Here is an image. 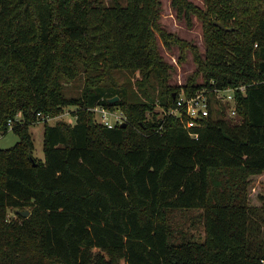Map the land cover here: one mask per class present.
<instances>
[{
	"label": "trees",
	"instance_id": "obj_1",
	"mask_svg": "<svg viewBox=\"0 0 264 264\" xmlns=\"http://www.w3.org/2000/svg\"><path fill=\"white\" fill-rule=\"evenodd\" d=\"M203 2L172 7L201 20L204 54L163 27L161 0H0V132L19 135L0 145V264H263L264 186L253 205L250 183L264 174V0ZM159 40L181 62L192 52L184 85L170 84ZM80 77L67 95L63 80ZM240 84L241 120L211 112L198 137L165 111L180 90ZM69 105L74 123L47 121ZM97 106L126 122H99ZM40 120L44 159L30 130ZM191 209L202 240L175 225Z\"/></svg>",
	"mask_w": 264,
	"mask_h": 264
},
{
	"label": "rangeland",
	"instance_id": "obj_2",
	"mask_svg": "<svg viewBox=\"0 0 264 264\" xmlns=\"http://www.w3.org/2000/svg\"><path fill=\"white\" fill-rule=\"evenodd\" d=\"M106 2H111V0H105ZM125 2L126 0H121ZM195 3L203 6V0H192ZM161 22L163 27L167 30L178 34L180 37L192 41L194 44L198 45L201 53L205 52V43L203 40V30L202 22L197 17L193 16V25L189 26L186 20H180L176 11L172 7V0H161ZM160 50L165 60L172 64V77L170 79L171 85H184L188 77L197 69V64L194 61L193 54L190 50H187L185 59L181 62L179 57L181 56V50L179 46L175 45L171 49L166 48L161 40ZM130 73H119L117 78L120 82H126L127 77H131ZM135 76V77H134ZM139 73L133 75V80L137 78ZM203 79L199 77V81ZM83 77L78 78L73 81L63 80L64 91L67 95L73 96L78 95L83 87ZM181 91V90H180ZM158 99V98H157ZM156 99V100H157ZM156 110L162 111L163 107L160 104H156ZM76 107L74 105H69L65 107V110L62 114L57 117L48 118L47 121L51 124H54L58 120H67L71 123L76 121V117L73 115V110ZM116 112H120V109H114ZM97 120L99 119V114L96 113ZM112 117V116H111ZM45 122L40 120L31 125L30 130L33 134L35 140V151L34 154L41 159H44L43 151V131H44ZM19 141V135L12 129H9L7 132H0V145L3 148H9L14 146ZM256 186V187H254ZM264 186V175L254 176L251 179L250 183V203L253 205H260L262 202L259 199V193L262 191ZM256 188V190H253ZM201 209H191L186 213H180L178 211L175 214L176 226L183 228L188 234H191L195 239L202 240L205 237L206 230L202 217L199 213ZM10 215H13V210H10ZM196 216V217H195ZM194 218L196 219L195 223H192Z\"/></svg>",
	"mask_w": 264,
	"mask_h": 264
},
{
	"label": "built area",
	"instance_id": "obj_3",
	"mask_svg": "<svg viewBox=\"0 0 264 264\" xmlns=\"http://www.w3.org/2000/svg\"><path fill=\"white\" fill-rule=\"evenodd\" d=\"M240 92H246L245 84L225 88L202 87L196 89L192 94H187L184 90H181L177 96L176 106L165 111L182 117L186 116L185 126L189 128L193 137H198V133L192 131V129L200 126L202 121L211 112H217L220 109L223 111L226 119L233 122H239L241 120L238 111V93ZM156 104H159L158 99L156 100ZM94 110L99 114L98 121L109 127L126 122V115L122 111L116 112L103 106H97ZM48 118L51 117L48 116L46 119ZM9 125L12 128L11 120L9 121ZM253 190H256V188H253ZM262 262L264 264V259H262Z\"/></svg>",
	"mask_w": 264,
	"mask_h": 264
},
{
	"label": "water",
	"instance_id": "obj_4",
	"mask_svg": "<svg viewBox=\"0 0 264 264\" xmlns=\"http://www.w3.org/2000/svg\"><path fill=\"white\" fill-rule=\"evenodd\" d=\"M218 24L220 25V26H223L221 23H219L218 22ZM119 97L118 96H116V97H114V98H112V101H114V100H117ZM24 216H28L29 214H30V210H24V211H22L21 212Z\"/></svg>",
	"mask_w": 264,
	"mask_h": 264
},
{
	"label": "crops",
	"instance_id": "obj_5",
	"mask_svg": "<svg viewBox=\"0 0 264 264\" xmlns=\"http://www.w3.org/2000/svg\"><path fill=\"white\" fill-rule=\"evenodd\" d=\"M262 175H264V174H260V175H255V176H262Z\"/></svg>",
	"mask_w": 264,
	"mask_h": 264
}]
</instances>
